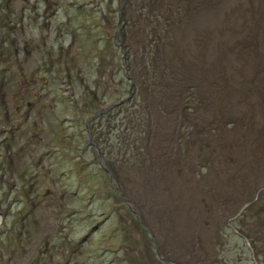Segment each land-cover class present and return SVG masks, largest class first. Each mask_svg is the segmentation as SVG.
Here are the masks:
<instances>
[{"label": "rangeland", "instance_id": "obj_1", "mask_svg": "<svg viewBox=\"0 0 264 264\" xmlns=\"http://www.w3.org/2000/svg\"><path fill=\"white\" fill-rule=\"evenodd\" d=\"M0 212V264H264V0H0Z\"/></svg>", "mask_w": 264, "mask_h": 264}, {"label": "trees", "instance_id": "obj_2", "mask_svg": "<svg viewBox=\"0 0 264 264\" xmlns=\"http://www.w3.org/2000/svg\"><path fill=\"white\" fill-rule=\"evenodd\" d=\"M6 231H7V233H8V234H7V235H8V239L6 240V242L9 241V238H12L14 242H16V241H20V240H21L20 238H17V237H15V239H14V238L12 237V232H10V230H8V229H7V230L5 229V231H3V230L0 231V235H5ZM9 233H10L11 236L9 235ZM1 244H2L3 246H5L4 243H0V246H1ZM11 244H13V243H11Z\"/></svg>", "mask_w": 264, "mask_h": 264}, {"label": "water", "instance_id": "obj_3", "mask_svg": "<svg viewBox=\"0 0 264 264\" xmlns=\"http://www.w3.org/2000/svg\"><path fill=\"white\" fill-rule=\"evenodd\" d=\"M4 217H5V214L3 215L2 212H0V225L3 224V222H4ZM255 262H256V261H255ZM256 264H258V263L256 262Z\"/></svg>", "mask_w": 264, "mask_h": 264}]
</instances>
